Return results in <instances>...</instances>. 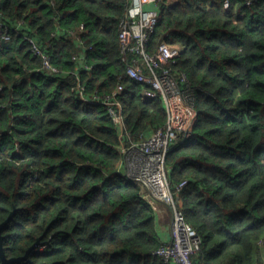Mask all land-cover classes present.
Wrapping results in <instances>:
<instances>
[{
    "label": "trees",
    "instance_id": "trees-1",
    "mask_svg": "<svg viewBox=\"0 0 264 264\" xmlns=\"http://www.w3.org/2000/svg\"><path fill=\"white\" fill-rule=\"evenodd\" d=\"M129 3L0 0V224L12 213L0 230L5 258L39 241L10 264H166L154 253L164 243L154 208L118 170L122 146L168 119L160 97L143 99V84L126 73L138 57L118 39ZM164 39L180 47L163 68L185 75L179 87L197 115L165 159L170 185L187 181L177 207L200 237L191 260L258 264L264 0L162 3L146 50ZM118 84L116 123L89 100Z\"/></svg>",
    "mask_w": 264,
    "mask_h": 264
},
{
    "label": "built area",
    "instance_id": "built-area-1",
    "mask_svg": "<svg viewBox=\"0 0 264 264\" xmlns=\"http://www.w3.org/2000/svg\"><path fill=\"white\" fill-rule=\"evenodd\" d=\"M168 1L130 0L126 14L119 23L121 51L138 55L131 59L126 73L143 84L140 91L143 99L160 97L168 113L165 126L152 130L139 141L122 146L123 174L139 186L141 199L153 208L157 202L167 205L171 212L170 239L154 253L166 262L172 260L175 264H193L191 256L199 247L200 237L177 207V197L187 181L182 180L171 186L165 159L172 145L190 135L197 115L189 95L179 87V81L185 80V75L175 78L167 68H163L174 61L179 44L164 39L153 53L146 50L149 34L159 17L160 4ZM223 3L228 6V0H223ZM33 50L39 53L35 45ZM77 59L84 62L83 55ZM124 90V85L118 84L111 93L94 95L89 101L106 105L111 118L119 123L122 112L120 95ZM172 109H175V113H172ZM258 243L263 244L262 240Z\"/></svg>",
    "mask_w": 264,
    "mask_h": 264
},
{
    "label": "crops",
    "instance_id": "crops-1",
    "mask_svg": "<svg viewBox=\"0 0 264 264\" xmlns=\"http://www.w3.org/2000/svg\"><path fill=\"white\" fill-rule=\"evenodd\" d=\"M176 0H169L170 3L174 2ZM176 119H181L180 117H175ZM123 167H120L118 170L123 172ZM155 212H156V228L157 232L163 240V242H167L170 239V224H171V212L169 210V207L167 205H164L160 202H157L155 206ZM165 215V216H163ZM262 249V254L257 253V259H259L260 263L264 264V244H260ZM166 264H175L174 261L170 260L167 261Z\"/></svg>",
    "mask_w": 264,
    "mask_h": 264
},
{
    "label": "water",
    "instance_id": "water-1",
    "mask_svg": "<svg viewBox=\"0 0 264 264\" xmlns=\"http://www.w3.org/2000/svg\"><path fill=\"white\" fill-rule=\"evenodd\" d=\"M12 214V213H11ZM11 214L8 216V218L0 224V230L3 226V224L5 222H7V220L10 218ZM2 237H1V234H0V255H1V259H2V262L1 264H10L12 262H18L22 259H27L28 258V254L30 252V250L37 244L39 243V241L37 240L35 243H33L28 250H26V253L22 256H19V257H12V258H5V255H4V252H3V248H2V241H1Z\"/></svg>",
    "mask_w": 264,
    "mask_h": 264
},
{
    "label": "clouds",
    "instance_id": "clouds-1",
    "mask_svg": "<svg viewBox=\"0 0 264 264\" xmlns=\"http://www.w3.org/2000/svg\"><path fill=\"white\" fill-rule=\"evenodd\" d=\"M163 3H170L169 1L168 2H163ZM162 4V3H161ZM103 105V104H102ZM123 173V172H122ZM263 242V244H264V241H262ZM37 246V244L34 246V247H36Z\"/></svg>",
    "mask_w": 264,
    "mask_h": 264
},
{
    "label": "rangeland",
    "instance_id": "rangeland-1",
    "mask_svg": "<svg viewBox=\"0 0 264 264\" xmlns=\"http://www.w3.org/2000/svg\"><path fill=\"white\" fill-rule=\"evenodd\" d=\"M172 113H175V109H172ZM122 158H123V155H122ZM163 216H165V215H163Z\"/></svg>",
    "mask_w": 264,
    "mask_h": 264
},
{
    "label": "bare ground",
    "instance_id": "bare-ground-1",
    "mask_svg": "<svg viewBox=\"0 0 264 264\" xmlns=\"http://www.w3.org/2000/svg\"><path fill=\"white\" fill-rule=\"evenodd\" d=\"M128 179V178H127Z\"/></svg>",
    "mask_w": 264,
    "mask_h": 264
}]
</instances>
